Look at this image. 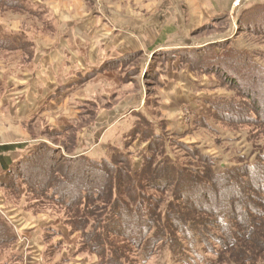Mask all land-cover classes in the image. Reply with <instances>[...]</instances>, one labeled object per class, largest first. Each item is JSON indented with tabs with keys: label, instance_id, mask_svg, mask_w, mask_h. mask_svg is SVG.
<instances>
[{
	"label": "trees",
	"instance_id": "trees-1",
	"mask_svg": "<svg viewBox=\"0 0 264 264\" xmlns=\"http://www.w3.org/2000/svg\"><path fill=\"white\" fill-rule=\"evenodd\" d=\"M0 4L41 18L39 6L26 0H0ZM238 18V25L264 34V3L245 7ZM25 40V34H9L0 26V47L14 50L24 47ZM132 56L108 61L100 71L116 65L125 79ZM227 57L232 60L225 67L221 62ZM242 60L249 67L244 79L232 71ZM168 63L216 79L232 94L206 98L185 132L167 129L165 120L153 123L145 110L134 111L138 119L126 133L125 147L146 144L138 166L131 150L100 158L82 152L67 157L69 165H61L57 161L61 151L40 141L5 169L0 189L66 208L69 214L63 221H49L43 230L60 248L76 231L80 250L88 248L96 254L97 264H147L165 248L172 264H264V65L230 39L163 49L155 52L145 72L160 89ZM66 129L53 132L61 135ZM202 129L217 138L216 146L228 159L225 167L218 166L219 158L201 142H185ZM227 130L244 135L249 153L232 151L225 142L232 140L226 137ZM9 229L0 214V245L5 243L7 251L4 262L16 264L17 251L8 255L16 241ZM82 259L68 248L61 252L63 263L81 264Z\"/></svg>",
	"mask_w": 264,
	"mask_h": 264
},
{
	"label": "rangeland",
	"instance_id": "rangeland-1",
	"mask_svg": "<svg viewBox=\"0 0 264 264\" xmlns=\"http://www.w3.org/2000/svg\"><path fill=\"white\" fill-rule=\"evenodd\" d=\"M26 1L29 2V0ZM250 1L246 0L240 9H237L233 6V0H231L229 18L226 16V19L219 20L220 25L218 23L214 26L210 24L201 25L196 31L191 33L186 28L188 17L183 15L179 0H30L31 4L39 6L41 18L28 14L23 10L12 9L0 4L1 28H4L5 32L9 34L17 32L19 35L20 33L26 35L24 42V47L26 48L22 50H9L0 47V78L2 79V84H0V130L4 133L0 141L14 139L17 143L25 144H34L40 141L45 142L61 151L59 153L60 156L57 157V161L59 164L65 166L69 165L66 160L67 157L78 156L82 153L81 151L90 152L88 155L100 158L101 156L108 157L113 151L131 150L134 157H132L133 164L134 166H138L142 162L146 144L139 142L136 146L138 143L136 142L130 148L125 147L126 133L138 119L135 114L132 113L134 117L124 112L128 107L142 99V111L145 110L147 112L153 123L158 124L165 120L168 122L167 129H174V131L183 130L185 132L191 126V117L193 119L194 114L198 113L200 106L204 104L206 98L223 96L225 93L231 95L232 92L227 88H222L216 82V79H211L207 75L206 78H203V76L199 77V75L190 71V67L182 68L174 65L172 67H176V69L183 70L184 72H192L191 74L193 75L191 80L188 81L190 94H187L182 102L180 101L181 104L179 106V104L170 101L171 96L166 92V89L158 88L153 80L146 78L145 74L141 75L137 64L140 63L142 65L144 58L148 57L150 62L155 53L147 55V53L140 52L129 61V67H125V70H129L125 79L122 78V73L117 76L110 73L109 70L102 72L100 76L94 75L88 78L83 83V86L74 94L75 99L73 98L74 96L72 97V102L77 103L75 109H79V113L77 114L68 112L63 108L54 113L47 114L45 109L43 113H39V116V110L35 111L36 115L32 121L24 118L19 119L14 117L10 108L3 104L2 93L11 89L14 91L23 89V81L36 77L35 66L42 63L43 52H51L56 45L59 46V50L64 51L61 59L62 62L78 57L77 54H79L81 49L74 48L73 43L79 46V42L90 40V38L83 39L80 36L85 35V18L93 16L95 19L94 16L97 17L102 14H106L104 16L109 17L117 28H131L137 31L140 37L143 35L145 41L142 43L145 50L147 49V44L154 43L161 30L166 27L171 32V35L168 34V40L180 37V39L197 43L191 47L203 46L211 43L210 41L215 43L230 39L234 46L251 51L257 60L264 65V34H256L255 32H251L250 29L238 25V17L242 9L247 7V5L264 2V0ZM205 2L209 4V0H205ZM162 3L166 4L167 10L170 9V11H167V15H165L166 13L161 14L162 19H159L157 9L158 5ZM198 7L200 10L201 7ZM143 18L145 20L142 21ZM101 23L103 24L104 21L101 20ZM143 24L148 25L147 29L143 27ZM88 29L90 31H97L95 25L91 28L89 26ZM112 29L113 27L109 26L98 32L112 33ZM122 34L130 39V32L129 34L126 32ZM119 36L124 39V36ZM219 37H221L220 40L217 39ZM97 39H92V44ZM94 54L98 55L97 51ZM143 55L147 56L143 57ZM210 56L207 57V60L210 59ZM122 58L124 61L130 58V53H127ZM231 60V57H227L221 63H224L223 65L226 67L228 63H231ZM242 62L246 63L244 60L239 61L233 66L232 71L244 79L246 77V70L249 67L242 64ZM43 63H45L44 60ZM60 66L62 67L63 63ZM76 73V71H73L69 78H76ZM85 73V71H80L81 76H84ZM48 77L44 76L40 77V79ZM65 82L63 79L55 80L54 90L59 84H64ZM44 88L52 87L51 85H45ZM170 90L168 91L170 92ZM176 91L178 92V89ZM61 94L62 98H65V95ZM196 94L197 96H193ZM59 98L60 96L56 97V99ZM35 99H29L30 103L39 105L37 99ZM146 101H148L147 104ZM157 102L160 103L159 106H155ZM144 103L145 107L143 106ZM47 106L46 104L45 107ZM66 106L69 109L72 108L69 104H66ZM26 107L27 105L24 107V110ZM85 108L87 109L86 111L84 110ZM58 125H60V128L65 127V125L67 126L64 134H54L53 129L57 128ZM51 126H54V128H51ZM220 127L225 129L223 125H220ZM16 133L17 135H15ZM236 134L232 131H226V137H231L232 139L225 141L228 142L227 145L231 146L232 151L236 149L240 152L242 151L244 154L249 153L251 148H248L249 145L243 138L244 135L240 134L236 136ZM185 142H201L210 153L219 158L217 161L219 167L228 165L226 155L221 153L220 146H216L217 138L213 133L202 129L188 135L185 138ZM219 144L225 147L222 143ZM232 151L230 150V152ZM69 168L73 170L72 167ZM4 189L3 191L5 192H2V194L5 197L6 203L1 208L5 212V215H7L8 205L11 206L12 210L20 209V212L24 215V221L29 227L28 229H32L33 231L37 230L36 228L40 222L43 227H47L49 221H63L64 217H67L69 214L66 208L52 201H47L36 196L33 198L31 196L19 198L7 192L10 188ZM9 227V230L12 232L13 228ZM23 231H25L24 236H31V231L27 229H23ZM12 233L14 234V232ZM70 238L71 240H68V243L66 242L64 247L60 248L54 246V238L43 229L33 233V239L41 247L42 256H44L46 261L45 264H67L61 261V252L65 248L84 258L86 264H97L99 258L96 254L90 252L88 248H84L83 251L80 250V245L78 244L80 234L75 231L73 237ZM30 242L28 241V246L23 247L25 248L23 250L24 255L25 253H30V257L27 254L26 257L21 256L18 248L8 254L12 256L17 251L19 261L16 264H33L36 262L31 257L33 252L36 251L34 249L30 250L31 252L29 251L31 248L29 245L32 244ZM5 247V243L0 245V264H14L13 262H4L6 254L3 252ZM8 260L10 261V259ZM13 260H17V256ZM38 260L40 259L38 258ZM163 263L172 264L168 248H165L164 251L157 250L147 264Z\"/></svg>",
	"mask_w": 264,
	"mask_h": 264
},
{
	"label": "crops",
	"instance_id": "crops-1",
	"mask_svg": "<svg viewBox=\"0 0 264 264\" xmlns=\"http://www.w3.org/2000/svg\"><path fill=\"white\" fill-rule=\"evenodd\" d=\"M64 1H74V0H64ZM77 1V0H76ZM181 3V10L184 13L183 15L188 17V20L186 21V28L189 29V32L196 31L201 25H208L214 26L215 24L220 25L221 19L229 18V13L231 11V0H209V4L205 2V0H179ZM30 2V0H29ZM31 3V2H30ZM264 3V2H261ZM257 4V3H254ZM33 5V4H32ZM190 5V6H189ZM252 5V4H251ZM38 6V5H36ZM201 9L199 10V7ZM248 6V5H247ZM167 5L166 4H159L157 11L159 12V19H162L161 14L167 15ZM106 14L98 15L93 18V16H87L85 18V35H80L83 39H88L84 42H79V46L76 43H73V47L76 49H81L79 51V54H77L78 57H74L73 59L61 61L62 54L64 51L59 50V46L56 45L54 49L49 52H43L42 58L45 63L38 64L35 66V74L36 77L30 80H25L22 82L24 88L18 91H14L13 89L6 90L4 93H2V101L3 104L10 108L11 113L14 115V117L19 119H28L30 121L34 120L33 117H35L37 110L38 116L39 113H43L46 109V113H54L58 111L59 109H65L68 112H71L73 114L79 113V109H75V105L77 103L72 102L73 98L75 99L74 94L78 89H80L83 86V83L90 78L91 76H100L101 71L100 68L108 61L116 60L120 57H123L127 53H130V56L135 58L137 54L140 52L146 54H152L157 51L163 50V49H170V48H176V47H183V46H194L197 43L191 42L190 40H184L180 39V37H175L174 39H169L168 36L171 35L168 31V29L165 27L161 30L159 33L158 38L154 43H149L146 46V50L144 48V37L143 35L140 37L139 33L133 29H126V28H117L114 26L112 20L104 16ZM131 19V18H130ZM101 20L104 21V23H101ZM145 20V18L142 19V21ZM96 27L97 31H90L88 27L90 28L92 26ZM113 27L111 30L112 33H103L98 32L101 31L105 27ZM143 27L147 29L148 25H144ZM105 31V30H104ZM116 31V32H115ZM126 32L129 34L130 32V39L126 36H124L122 33ZM147 32V31H146ZM168 32V33H167ZM148 33V32H147ZM136 34V35H135ZM169 34V35H168ZM119 35L124 36L122 39ZM97 37H100L97 39ZM140 39H139V38ZM92 39L95 43L92 44ZM221 39V37L217 38ZM209 42V41H207ZM212 42V41H210ZM206 43V42H203ZM194 44V45H193ZM203 45V44H200ZM26 47H18L14 50H22ZM95 51H97L98 55H95ZM67 53V52H66ZM65 53V54H66ZM69 54H71L70 51H68ZM86 55V56H85ZM147 55H143L147 56ZM86 58H85V57ZM132 59H130L131 61ZM149 62V57L144 58L142 65L140 63L137 64L138 70L141 73V75L145 74L147 69V63ZM63 63V66L61 67L60 64ZM44 64V65H43ZM134 64V63H133ZM176 65V63H172L167 65L166 71L167 75L162 76L164 84V89H166V92L170 94L171 98L170 101H173L176 104H179L180 101L182 102L187 96V94H190V90L188 88L189 84L188 81L191 80L193 75L190 72H184L183 70H178L176 67H172ZM51 66V67H50ZM73 71H76V78H69L71 77V73ZM80 71H85V75L81 76ZM108 70H105L107 72ZM110 73H113L115 75H120V68L116 65L112 67V69L109 70ZM49 76L46 79H40V77ZM69 78V79H68ZM203 78H206L204 76ZM63 79L66 82L64 84H59L57 88L54 90V84L55 80ZM2 79L0 78V84ZM51 85L52 88H44V86ZM13 87V86H12ZM11 88V87H10ZM161 88V89H163ZM172 93H171V90ZM178 89V92L176 91ZM170 90V92L168 91ZM65 95V98H62V94ZM60 96L59 99H56V97ZM74 96V97H73ZM193 96H197L193 95ZM31 97V98H30ZM73 97V98H72ZM37 99L39 105L36 103H30L31 101L29 99ZM35 99V100H36ZM84 100V99H83ZM86 100V99H85ZM142 99L138 100L136 103H134L132 106L128 107L124 112L126 114H131L134 111L140 112L142 111ZM48 105L45 107V105ZM66 104L71 105V109L67 108ZM27 105V107L24 110V107ZM29 105V106H28ZM144 106V105H143ZM36 109V110H35ZM87 110L86 108L84 109ZM36 116V117H38ZM135 117V116H134ZM66 127V125H65ZM65 127L60 128V125L57 126L58 131L63 132L65 130ZM51 128H54V126H51ZM16 132V131H15ZM4 133H2V130H0V138L3 137ZM17 135V133L15 134ZM4 139V138H3ZM20 143H17L14 139H4L0 141V176L4 175L5 169H8L12 166L17 160L21 158V156L24 155L25 152L29 151L31 147L34 145L33 143L26 144L25 148L17 147ZM89 154L87 151H81ZM102 157V156H101ZM2 190L0 189V214L4 217V219L9 223V226H11L12 231L14 232L16 238V241L13 244L12 250H16L17 248L20 250V255L26 257V254L30 257V253H25L23 250L24 246H28L25 244V241H23V238L28 239V241H31L29 246L31 247L29 251L33 250L36 252H33L32 256L36 262L33 264H45L46 262L41 260L42 259V251L40 245L35 242L33 239V233L35 231H38L40 229H44L42 223L40 222L37 226V230L33 231L32 229H28V225L24 221V215L20 212V209H11V206L8 205L7 212L5 215V212L1 207H3L4 203H6L5 197L2 194ZM34 227V226H32ZM23 229H27L31 231V236L26 237L24 236ZM34 240V241H33ZM30 251V252H31ZM26 252V251H25ZM28 252V251H27ZM6 254V251L3 252ZM36 255V256H34ZM38 258L40 260H38ZM38 260V261H37ZM1 261V258H0ZM81 264H86L85 259H82ZM96 264V263H94Z\"/></svg>",
	"mask_w": 264,
	"mask_h": 264
},
{
	"label": "built area",
	"instance_id": "built-area-1",
	"mask_svg": "<svg viewBox=\"0 0 264 264\" xmlns=\"http://www.w3.org/2000/svg\"><path fill=\"white\" fill-rule=\"evenodd\" d=\"M246 0H233V6L237 9H240V7L242 6L243 2H245ZM252 1V0H251ZM235 9V10H237ZM23 241H25V244L28 243V239L23 238Z\"/></svg>",
	"mask_w": 264,
	"mask_h": 264
}]
</instances>
